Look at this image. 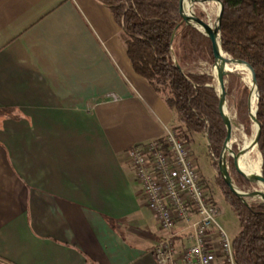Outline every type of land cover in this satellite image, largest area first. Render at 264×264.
Returning <instances> with one entry per match:
<instances>
[{"label": "crops", "instance_id": "0c3cea01", "mask_svg": "<svg viewBox=\"0 0 264 264\" xmlns=\"http://www.w3.org/2000/svg\"><path fill=\"white\" fill-rule=\"evenodd\" d=\"M178 124L100 0H0V264H158L126 151Z\"/></svg>", "mask_w": 264, "mask_h": 264}, {"label": "trees", "instance_id": "16d2710c", "mask_svg": "<svg viewBox=\"0 0 264 264\" xmlns=\"http://www.w3.org/2000/svg\"><path fill=\"white\" fill-rule=\"evenodd\" d=\"M120 25L126 53L135 72L142 76L175 113L177 135L189 141L192 134H207L208 147L217 166L225 136L217 104L218 96L209 73L194 69L214 61L211 39L187 24L174 0H100ZM222 46L227 54L249 63L255 71L259 98L256 119L260 124L257 148L264 176V0H221ZM203 17L205 13L200 12ZM228 75H231L229 73ZM228 90L231 87L228 86ZM242 83L236 116L249 133L248 96ZM238 183L250 184L233 172ZM218 185L234 210L240 230L232 240L236 264H264V203L244 204L218 175Z\"/></svg>", "mask_w": 264, "mask_h": 264}, {"label": "built area", "instance_id": "2783aa9c", "mask_svg": "<svg viewBox=\"0 0 264 264\" xmlns=\"http://www.w3.org/2000/svg\"><path fill=\"white\" fill-rule=\"evenodd\" d=\"M126 157L144 204L167 232L152 250L158 264H236L232 240L216 220L219 208L206 192L187 142L175 130L130 147ZM175 226L180 230L173 233ZM179 234L192 241L180 251L175 243Z\"/></svg>", "mask_w": 264, "mask_h": 264}, {"label": "water", "instance_id": "95a60500", "mask_svg": "<svg viewBox=\"0 0 264 264\" xmlns=\"http://www.w3.org/2000/svg\"><path fill=\"white\" fill-rule=\"evenodd\" d=\"M212 2L218 5L216 21L213 25L196 11V5H205ZM174 3L187 24L199 29L212 41L214 61L210 64L209 73L212 77V86L218 96L217 107L221 115L223 125L225 127V136L219 157L217 159L218 173L223 178L230 191L234 195H236L244 204H248V198L250 196H256V198H258V201L264 203V176L262 174V170L259 174H253L249 171H241L237 167L240 153L243 149H245V147H242L243 149H239L234 145L235 140L233 134V125L235 122V114L232 106V98L226 87V75L230 73L228 72L229 65L242 66L248 69L251 78L249 87L250 92L248 96V113L250 119L257 125L254 139V145L257 146L260 135V124L256 119L257 111L254 114H252L250 111L251 98L253 94L257 96V99L259 98L255 71L252 66L246 61L230 57L222 46L221 19L223 15L224 5L221 0H174ZM218 68L222 69V75H218ZM230 168L236 174L242 176L250 184L258 185L260 186V188H251L247 190L238 189L232 180Z\"/></svg>", "mask_w": 264, "mask_h": 264}, {"label": "rangeland", "instance_id": "374dc122", "mask_svg": "<svg viewBox=\"0 0 264 264\" xmlns=\"http://www.w3.org/2000/svg\"><path fill=\"white\" fill-rule=\"evenodd\" d=\"M196 11L199 14L200 12L205 13L203 18L208 20L212 24H215L217 11H218V5L216 3H213V2L208 3L205 6L198 4L196 5ZM209 67L210 65L200 64L198 65V67L197 66L194 67V69L209 73ZM228 72H230L231 75H226V87H227V90H228V86L231 87V90L230 91L228 90V92L230 93L231 98H232V106H233V109H234L233 111L235 114V122L233 125L234 138H235L234 145L236 148L240 149L243 143L242 142L243 139L246 137L250 138L253 136V121L250 119L249 133L246 134L243 123H241V121L238 120L236 116V106H235L236 101L238 99V95H239V86L242 83L248 85L247 81H248V76H250V73L248 72L247 69H243L241 68V66H237V65H229ZM212 85H213V82H212ZM187 146L189 147L192 158L197 165V169L202 174V177H203L202 180L204 182L205 188L206 187L209 188V189L207 188L206 189L208 190V193L212 194L213 199L215 200L219 208V213L216 218L217 223L226 232L229 239L233 240L240 230V224H239L238 218L234 210L232 209L231 205L225 199L220 189V186L218 185V182H217V177L219 175L218 168L217 166L213 164L214 159L209 150L206 136L203 133H195L194 135L192 134L189 141H187ZM250 157L251 158L255 157V151H251ZM233 172L234 171L230 168V174L232 176V180L238 189L247 190L251 188H260V186L255 185V184L238 183L236 181L238 178ZM251 199L258 200L256 196H250L248 198V200H251Z\"/></svg>", "mask_w": 264, "mask_h": 264}, {"label": "bare ground", "instance_id": "6f19581e", "mask_svg": "<svg viewBox=\"0 0 264 264\" xmlns=\"http://www.w3.org/2000/svg\"><path fill=\"white\" fill-rule=\"evenodd\" d=\"M241 68L246 69L245 67H242V66H241ZM222 74H223L222 69L218 68V75H222ZM250 81H251V78H250V76H248L247 82H248L249 87H250ZM251 101L252 102H251V110L250 111L252 114H254L257 111L256 110L257 109V96L255 94H253ZM256 129H257V125L255 122H253V136L250 138L246 137L243 139V141H242L243 143H242V146L240 149H243L242 147H245V149H243L241 151L240 156H239V160L237 162L238 169H240L241 171H249V172H252L253 174H259L261 172L260 152H259L258 148L254 145ZM233 134H234V128H233ZM234 140H235V138H234ZM251 151H255V157L254 158L250 157Z\"/></svg>", "mask_w": 264, "mask_h": 264}, {"label": "flooded vegetation", "instance_id": "af4514ba", "mask_svg": "<svg viewBox=\"0 0 264 264\" xmlns=\"http://www.w3.org/2000/svg\"><path fill=\"white\" fill-rule=\"evenodd\" d=\"M208 142V141H207ZM216 161H217V159H216Z\"/></svg>", "mask_w": 264, "mask_h": 264}]
</instances>
